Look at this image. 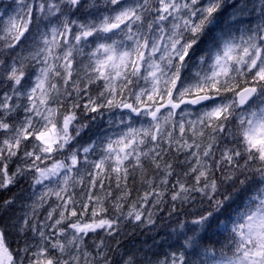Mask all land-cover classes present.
Returning <instances> with one entry per match:
<instances>
[{
  "label": "snow or ice",
  "instance_id": "6c2138e0",
  "mask_svg": "<svg viewBox=\"0 0 264 264\" xmlns=\"http://www.w3.org/2000/svg\"><path fill=\"white\" fill-rule=\"evenodd\" d=\"M5 193L0 264H264V0H12Z\"/></svg>",
  "mask_w": 264,
  "mask_h": 264
},
{
  "label": "rangeland",
  "instance_id": "374dc122",
  "mask_svg": "<svg viewBox=\"0 0 264 264\" xmlns=\"http://www.w3.org/2000/svg\"><path fill=\"white\" fill-rule=\"evenodd\" d=\"M12 2V0H0V10H2L5 6L9 5ZM12 191H17V189H13ZM5 195H10V193H7Z\"/></svg>",
  "mask_w": 264,
  "mask_h": 264
},
{
  "label": "trees",
  "instance_id": "16d2710c",
  "mask_svg": "<svg viewBox=\"0 0 264 264\" xmlns=\"http://www.w3.org/2000/svg\"><path fill=\"white\" fill-rule=\"evenodd\" d=\"M5 194H7V193H5ZM5 194H0V195H5Z\"/></svg>",
  "mask_w": 264,
  "mask_h": 264
}]
</instances>
